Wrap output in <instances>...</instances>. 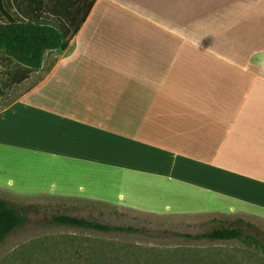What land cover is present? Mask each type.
<instances>
[{"label": "crops", "instance_id": "crops-1", "mask_svg": "<svg viewBox=\"0 0 264 264\" xmlns=\"http://www.w3.org/2000/svg\"><path fill=\"white\" fill-rule=\"evenodd\" d=\"M47 8L68 43L1 99L0 151L103 168L138 210L264 211V0Z\"/></svg>", "mask_w": 264, "mask_h": 264}, {"label": "rangeland", "instance_id": "rangeland-1", "mask_svg": "<svg viewBox=\"0 0 264 264\" xmlns=\"http://www.w3.org/2000/svg\"><path fill=\"white\" fill-rule=\"evenodd\" d=\"M1 1L4 9L21 17V20L41 16L43 22L48 23L47 0H41L43 4L40 8L36 3L38 0ZM5 22L0 11V23ZM33 72L0 53V86L3 90L0 101L2 99L6 103L15 97L18 91L16 85ZM47 132L41 133L39 138L48 140ZM92 168L68 158L62 160L52 157L48 152H27L17 146H7L0 151V198L26 208L28 216V226L0 246V264H51V247L54 245L59 248L56 258L63 256L64 264H70L75 259L76 250L86 256L89 252L83 251L86 245L97 247L100 253L109 247H128L132 254L142 258H150L153 252L168 256V250L185 246L181 239L173 237V233H201L217 226L219 221L234 222L238 218L254 224L264 239V211L252 212L254 214L243 210L232 211L229 209L235 203L230 205L228 201L220 199L211 203L213 210H193L195 207L192 204L185 206L188 210H138L130 205L126 195L119 194L111 172ZM10 180L13 183L8 187ZM189 193L181 194L182 200H189L192 192ZM152 197L149 195L147 199ZM56 213L152 229L156 233L153 234L154 239L144 236L126 238L51 228L49 222ZM200 247L212 250L213 244ZM226 248L230 251L239 250L240 245L236 243Z\"/></svg>", "mask_w": 264, "mask_h": 264}, {"label": "trees", "instance_id": "trees-1", "mask_svg": "<svg viewBox=\"0 0 264 264\" xmlns=\"http://www.w3.org/2000/svg\"><path fill=\"white\" fill-rule=\"evenodd\" d=\"M0 11L6 19L5 23H0V53L29 71H38L41 68L47 51L66 47L69 36L62 27L45 23L40 17L21 20V17L14 16L10 10L4 9L1 0ZM2 94L0 86V98ZM49 225L51 228L76 230L97 236H144L154 239L153 234L156 233L152 229L103 223L63 213L54 214ZM26 226V208L0 198V246ZM172 235L175 239H181L185 246H175L168 250V256L153 252L150 258H142L132 254L128 247L114 249L109 246L105 250L100 249V253L97 247L86 245L83 251H89L87 255L83 256L82 252L76 250L77 256L70 264H264V239L254 224L242 218L234 222L219 221L217 226L201 233L175 232ZM236 243L240 245L239 250L225 249ZM212 244V250L199 248L200 245ZM51 251V264H64L63 256L56 258L59 255L58 246H52Z\"/></svg>", "mask_w": 264, "mask_h": 264}]
</instances>
